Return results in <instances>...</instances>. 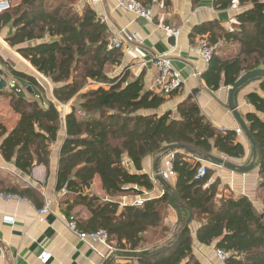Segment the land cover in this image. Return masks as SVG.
<instances>
[{"label":"trees","instance_id":"1","mask_svg":"<svg viewBox=\"0 0 264 264\" xmlns=\"http://www.w3.org/2000/svg\"><path fill=\"white\" fill-rule=\"evenodd\" d=\"M232 1L216 0V5L227 8ZM239 1H250L253 7L236 16L234 29L226 30L218 21H210L196 26L190 35L192 40L206 36L205 44L214 47L203 75L213 90L222 83L232 86L243 74L264 69V2ZM8 26L14 29L6 38L8 44L17 47L18 53L52 82L58 102H70L90 82L97 85L82 92L65 117L67 136L60 148L57 173V190L65 185L68 189L63 200L65 215L74 216L81 231L106 230L111 245L114 241L115 247L134 251L146 249L147 233L159 232L164 238L156 246L169 247L157 255L134 259L138 264H201L193 254L191 229L186 222L191 213L193 219L202 220L197 240L204 245L217 240L216 248L228 254L225 264H264V199L261 210L247 196L217 199L219 179L204 187L214 175L209 167L206 177L195 178L201 157L213 153L244 157L236 131L214 127L193 97L178 104L177 115L172 111L160 114L165 97L146 89L141 77L128 80V70L110 74L107 66L119 64L123 52L108 48L112 34L89 6L80 12L71 0H21L0 13V33ZM220 40L237 42L239 54L221 59L216 51ZM10 73L39 85L32 76L15 70ZM255 80L260 81L264 93V77ZM1 93L10 96V105L19 114L12 129L0 123L3 158L25 174H31L38 165L48 166L62 120L57 105L49 102L42 106L38 100L13 91ZM246 99L255 109L244 119L257 143L254 160L261 177L258 190L264 193V96L250 92ZM175 145L184 149L166 150ZM169 151L176 152V182L166 185L171 193L166 190L161 197L145 199L142 206L121 205L117 196L154 188L152 178L142 172L144 158ZM188 154L196 158L193 163ZM96 178L108 195L106 199L87 192ZM7 193L43 206L41 193L34 187H14ZM79 206L88 209V219H78L74 214ZM170 207L178 213L179 221L181 218L173 238L167 236L170 230L165 225Z\"/></svg>","mask_w":264,"mask_h":264},{"label":"crops","instance_id":"2","mask_svg":"<svg viewBox=\"0 0 264 264\" xmlns=\"http://www.w3.org/2000/svg\"><path fill=\"white\" fill-rule=\"evenodd\" d=\"M20 1L15 0L17 5ZM71 1L80 12L87 6L91 7L101 19V22L105 23L112 36L117 35L121 40L122 60L117 65L107 66L110 74H121L124 70H128V80H135L141 77L144 87L156 92L154 84L157 71L153 65V60L157 56L165 54L172 58L173 67L180 72L184 83L178 92L170 96H163L165 100L158 110L160 114L172 111L174 115H177L178 104L189 97H193L206 120L214 127L219 130L236 131L241 129L233 113L228 108L230 86H225L222 83L217 90H213L207 85L203 77L208 69L209 62L202 58L198 49L205 43L206 36L198 35L192 40L190 35L196 26L210 21H218L226 30L234 29L236 16L253 7L252 2L245 1L240 3L239 1L237 8H232V3L227 8H221L216 5V0H142L145 6H149L154 10L153 20L149 21L144 18H138L132 12L118 7L116 0ZM260 1L264 2V0ZM164 26L178 28L180 30L178 37L167 33L163 29ZM216 51L221 59L226 60L239 54L240 45L237 42L220 40ZM18 55L22 60L28 62L19 53ZM6 63L9 64L6 58H3V62L0 61L2 74L7 72L12 75L8 69H5ZM29 65L35 73L37 72L39 76L41 75L30 63ZM109 69L112 70L109 71ZM15 71L36 78L39 85H33L29 80L25 79L32 86L33 92L29 86L22 88L25 90V93H23L19 86L14 85V83L10 85L9 79H7V87L0 90V94H2L1 91H13L26 99L38 100L42 106H47L49 102H54L59 111H63V114L61 115L62 120L58 139L52 145L48 166L38 165L34 167L31 174H25L13 162H7L0 152V191L7 193L14 187L20 190L26 187H34L41 193L43 206L46 202L50 203L49 211L40 217L38 210L43 206L38 207L27 197L9 200L0 197V264H126L127 262L138 264L137 260H134L137 258L115 255L117 250L122 249L115 247L114 241L112 245L94 244L88 240H81L77 234L70 230L67 226V216L64 212V197L60 194L62 188L57 190L60 148L67 136L65 117L71 111V107L79 102L78 96L88 89L95 88L97 85L90 82L68 104H63L54 97V85L47 88L45 84H42L44 82L38 76L28 70ZM41 77L47 79L43 75ZM250 92H257L264 96V93L260 90L259 80H251L236 91L235 100L243 119L247 113L255 111L254 107L246 99V95ZM9 109L11 111L9 116H2L0 113V123L6 128L12 129L19 118V114L14 112L10 104ZM237 137L238 141L244 146V157H224L220 155L221 153H213L212 155L241 166L249 165L252 162L255 164L251 142L242 129L241 134H237ZM1 141L2 138L0 139V144ZM189 155V161L193 163L196 158L192 157L191 154ZM158 157L157 155H148L143 160L142 172L147 173L152 178L154 188L144 190L142 194L128 193L117 196L116 199L121 205H132L139 196L144 199L161 197L166 191L165 185L167 183L175 184L176 173L167 181L160 176L159 173L163 169V157H161L159 165L156 167V159ZM228 158L231 160H228ZM199 160L201 165H205L214 171L213 177L215 180H220L217 199L231 196H247L253 201L258 210L262 209L263 200H261V195L259 194L264 195V193H260L258 190V183L261 177L256 164L253 169L247 172H239L207 157H201ZM125 161L128 164L130 162L128 159ZM131 168L134 171V168ZM159 176L165 181V184L161 182L158 178ZM87 192L96 194L104 199L108 197L98 178L94 180ZM171 210L175 214L171 212L172 218L170 217L171 219H169L167 217L165 225L170 230L167 236L173 238L181 218L179 221V215L176 210L170 207L168 211L170 212ZM73 212L78 219L85 220L90 217V212L84 206L77 207ZM190 215L191 221L188 222ZM5 217H12L14 221L7 222L4 219ZM186 222L191 229L193 254L201 264H225L218 257L217 240L211 245L201 244L197 240L196 232L202 224V220L193 219L192 214L189 213ZM163 238L154 239L153 243L148 240L147 247L144 250H155L164 246L165 244H161L162 246L160 247L156 246V243ZM42 251H47L51 254V258L47 262L39 260V255Z\"/></svg>","mask_w":264,"mask_h":264},{"label":"built area","instance_id":"3","mask_svg":"<svg viewBox=\"0 0 264 264\" xmlns=\"http://www.w3.org/2000/svg\"><path fill=\"white\" fill-rule=\"evenodd\" d=\"M118 7L127 10L129 12H132L135 14L138 18H144L146 20L152 21L154 17V10L153 8L149 6H145L140 0H116ZM11 0H0V13L7 10L10 7ZM239 4V0H233L231 7L237 8ZM163 29L169 33L170 35H173L174 37H178L180 30L178 28H173L169 26H164ZM108 48L109 49H120L122 48L121 40L117 35H113L110 37L108 42ZM214 51L213 46H209L207 44H203L199 49L198 52L202 56V58L209 62L212 58ZM153 65L156 68L157 76L155 78V84L154 88L155 91L162 95V96H170L176 92H178L183 87V80L181 77V74L178 70H176L173 67L172 58L165 54V55H159L153 60ZM82 115H84L83 112H80ZM237 134H241V129L236 130ZM175 151H169L164 157H163V169L159 173L160 176L164 180H169L174 174V160H175ZM207 167L205 165H201L196 173L195 178L196 179H202L207 176ZM215 181V178L212 176L208 179V181L205 183L204 187H210L213 182ZM60 194L65 197L68 194V189L66 185L62 187L60 190ZM0 197L4 198L5 200L9 199H15L19 198L18 195L12 194V193H4L0 191ZM145 199L141 196L137 198L133 202V205L135 206H142ZM50 209V203L46 202V204L38 210V214L40 217H42L43 214L48 212ZM7 222H13L14 218L12 217H5L4 218ZM67 226L70 230H72L81 240H88L92 243H102L109 245L110 243V236L106 230H97L92 232H86L81 231L78 228L77 220L74 216L67 217ZM218 257L221 261H225L228 254L221 249L217 250ZM51 258V254L47 251H42L39 255V260L42 262H47Z\"/></svg>","mask_w":264,"mask_h":264},{"label":"water","instance_id":"4","mask_svg":"<svg viewBox=\"0 0 264 264\" xmlns=\"http://www.w3.org/2000/svg\"><path fill=\"white\" fill-rule=\"evenodd\" d=\"M4 76H5V78L0 79V90H3L7 87V83H8L7 78L9 76V74L7 72H5ZM262 77H264V69L255 70V71H251V72L243 74L232 86H230L229 95H228V108L231 110V112L233 113L235 119L237 120L240 128L243 130L246 137L251 142L254 156H256V152H257V143H256L255 139L253 138L252 134L250 133V130H249L247 123L244 121L240 112L238 111V107H237L236 100H235V94L239 88H241L242 86L247 84L249 81L254 80L256 78H262ZM31 88H32V86H30V89ZM31 91L33 92L32 89H31ZM169 149L170 150H172V149H184V146L183 145H175V146H170V147L166 148L167 151ZM206 157L210 158V159L214 160L215 162L222 164V165H224V166H226L232 170H237L239 172H247V171L253 169L254 165H255L254 162H252L249 165L241 166V165H238L236 163L226 161L224 158H217L213 155H209ZM160 159H161V156H159L156 159V167H158ZM158 178L161 180V182H163V184H165V181L160 176ZM165 188L167 191H169V189L166 185H165ZM169 193H171V192L169 191ZM171 195L173 196L174 199H176V196L174 194H171ZM190 221H191V215L188 218V222H190ZM168 247H169L168 245H164V246L157 248L155 250H138V251L117 250L115 252V255L126 257V258L141 259V258H146V257H151L154 255H157V254L165 251Z\"/></svg>","mask_w":264,"mask_h":264},{"label":"rangeland","instance_id":"5","mask_svg":"<svg viewBox=\"0 0 264 264\" xmlns=\"http://www.w3.org/2000/svg\"><path fill=\"white\" fill-rule=\"evenodd\" d=\"M11 2L12 3H10V7L9 8H12V7L17 5V2H15V0H11ZM13 30H14L13 28L8 26V27H5L2 30V32L0 33V56H1L2 60H3V58H6V60H8V62L10 64L9 65V64L6 63L5 64V66H6L5 69H8L10 72H11V70H22V71L28 70L30 72H33V74H35V76H38V78L40 80H42V82H44L42 84H45L47 88H50L51 86H53L52 82L48 78L47 79H43V77H41L42 76L41 73H40L41 75L39 76V74L37 72L35 73V71H33V69L29 65V63H30L29 61L25 62L24 60H22V58L17 53L18 52L17 51V47H12V46H10L8 44L6 38L10 35V33L13 32ZM111 70L112 69H109V71H111ZM0 76L2 78H5L4 74H2V73L0 74ZM7 79H9L10 85L12 83H14V85L19 86L21 89L23 87L27 88V87L30 86V84H29V82L27 80L19 78V77H14L12 75H9V78H7ZM22 91H23V93H25V90L22 89ZM9 104H10V96L8 94H4V93L0 94V113H1L2 116H9V114L11 112L10 109H9ZM66 104H68V103H66ZM60 113L62 115L63 111L62 112L60 111ZM217 154H219V153H217ZM165 155L166 154H164L161 157H164ZM220 155L226 157L225 155H222V154H220ZM228 160H231V159L228 158ZM259 195H261L260 198H261V200H263L264 199V195H262V194H259ZM169 210H170V208H169ZM171 212L174 213L172 210L170 212L168 211L167 217L169 219L172 218V213ZM147 236H148L149 242H151V243H153L154 239L158 240V239L163 237V235L161 233L154 232V231L150 232Z\"/></svg>","mask_w":264,"mask_h":264}]
</instances>
